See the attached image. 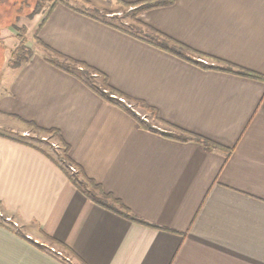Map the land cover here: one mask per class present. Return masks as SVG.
Wrapping results in <instances>:
<instances>
[{
  "label": "crops",
  "instance_id": "obj_1",
  "mask_svg": "<svg viewBox=\"0 0 264 264\" xmlns=\"http://www.w3.org/2000/svg\"><path fill=\"white\" fill-rule=\"evenodd\" d=\"M140 19L264 76V0H171ZM38 37L162 121L229 150L141 128L35 50L0 92V209L21 225L0 221V264H264V80L202 68L61 4ZM24 121L56 129L86 177L154 226L94 203L54 158L4 131Z\"/></svg>",
  "mask_w": 264,
  "mask_h": 264
},
{
  "label": "trees",
  "instance_id": "obj_2",
  "mask_svg": "<svg viewBox=\"0 0 264 264\" xmlns=\"http://www.w3.org/2000/svg\"><path fill=\"white\" fill-rule=\"evenodd\" d=\"M117 1L122 3V4H125V5L135 6L137 8L135 10H138V11H145V10H148V9H151L154 7L163 6V5H167V4L171 3V0H140V1L132 2V3H127V2L120 1V0H117ZM60 2H62V0H60ZM56 3L57 2H54L51 4L48 14L53 10ZM94 12H97V11L95 10ZM103 12H104V14L108 13L106 11H103ZM88 16H90V14ZM103 16H106V15H103ZM94 19H97V18L94 17ZM43 20L44 19H42V22H43ZM99 21H101V22L105 23L106 25H109L113 28H118L110 22H105L102 20H99ZM41 24L37 26V29L41 26ZM145 27L153 33L152 37L156 39V42H154V41L152 42L149 40L148 41L149 43L155 45L156 47H158L160 49H163L164 51L170 52L179 58L185 59L186 61L191 62V63H193L197 66H200L202 68H211V69L229 72V73H233V74H238L241 76H246V77H250V78H254V79L264 80V76H262V75L256 74L252 71H249V70H246L243 68L236 67V66L231 65L229 63L222 62L219 59H216L214 57H210V56L204 55L202 53H199L197 51H194V50L190 49L189 47L183 45L182 43H179V42L169 38L168 36L163 35L162 33H159L158 31H155L154 29H152L149 26H145ZM22 39L23 38H21L19 40L18 45L12 50V52L10 54V58H9L8 64H7L9 67H12V68L19 67L22 63L27 62L32 55V51L28 47H26V45ZM35 39H36V37H35ZM39 43L41 44L42 48L46 52V54L43 55L44 60H46L50 64H52V65H54L60 69L72 74L73 76L77 77L85 85H87L93 91L98 93L105 100L113 101L114 103H117L116 101L111 99L112 97L109 96L108 92L116 93L118 95L124 96L129 101H134L135 103H138L140 106L145 107L147 110H149L151 118H152L151 122L150 121L143 122V121L136 119L141 128L147 129L150 131H154V132H158L161 135H164V136L170 137V138H174V139H177L180 141H189V140L196 141V142L201 143L206 149H217V150L228 152L229 149H227L226 147H223V146H221V145H219V144H217V143H215V142H213V141H211L205 137H202L200 135L185 131L181 128H178V127L173 126L169 123H166L165 121H162L158 117L156 109L147 105L146 103H144L141 100H138V99L129 97L127 95H124L123 93H121V92L117 91L116 89H114L113 87H111L107 83V78H106V75L104 73L98 71L97 69H95V68H93V67H91V66H89V65H87L81 61H78V60H75V59L70 58L68 56H65V55L51 49L50 47H48L47 45H45L44 43H42L40 41H39ZM195 57H206V58H209L210 60H212L213 63L208 64V65H204L201 62H199L198 60H196ZM59 58H61L63 62L61 60H59ZM214 62H216V63H214ZM220 63H221V65H220ZM91 73L94 76L100 77L101 81L93 82L92 81L93 75ZM158 122H161L167 131H159L156 129V127L153 126V124H155V123L159 124ZM24 123L29 125L34 131L48 135L49 139L52 138L53 140H56L57 147L60 150L58 157H59L60 161H62V162L60 163L56 159L55 160L53 159L54 162L64 172V174L67 176L68 180L73 185H75L82 193H84L90 200H92L94 203L100 205L103 208H106L110 211L118 213L119 215H121L127 219L136 221V222L144 224V225L154 226L148 222H145V221L133 216L130 213V211L121 203V201L119 199L115 198L110 193H105L104 191H102L101 186L99 184L95 183L93 180L86 177L81 172L78 165L75 164L74 161L70 158V156L68 154L69 146L62 139V137L60 136L59 132L56 129H43V128L37 127L33 123H29V122H25V121H24ZM17 140H19V141H21V142H23V143H25V144L33 147V148H36L41 153H43L44 155L51 157L44 150L40 149L39 147L35 146L32 143H29L28 141H25L24 138L23 139L19 138ZM44 140H46V138ZM62 163H63V165H62ZM70 166L76 167V171L75 172H69L68 168ZM51 240H53L58 245L66 248V246L64 244H62V243H60V242H58L52 238H51Z\"/></svg>",
  "mask_w": 264,
  "mask_h": 264
},
{
  "label": "rangeland",
  "instance_id": "obj_3",
  "mask_svg": "<svg viewBox=\"0 0 264 264\" xmlns=\"http://www.w3.org/2000/svg\"><path fill=\"white\" fill-rule=\"evenodd\" d=\"M54 2H57L56 5L61 4L77 13H80L81 15L88 16L90 14V17H95L97 18V20L99 19L105 22H110L118 27L116 29L133 37H137L145 42H148L149 40L152 42H156V39L152 37L153 33L145 27L148 25L143 23L140 19V14L144 11L135 10L137 9L135 6L125 5L118 2L117 0H113L110 5H105L106 7H100L90 0H62V2H60V0H0V92H2L3 90V84L6 78L10 77L13 73L11 70L12 67H9L7 64L12 50L18 45L21 38H23L22 40L25 43L26 47H28L32 51V54L35 52V50L40 51L41 53H43V55L46 54L41 44L39 43V41H42L38 37V32L42 24L45 22L47 16L51 13L50 12L48 14L50 6ZM95 10L97 12H94ZM103 11H106L108 13L104 14ZM42 19H44L43 22ZM40 24L41 26L37 29V26ZM4 44L7 45L4 46ZM8 45L11 46L8 47ZM195 59L204 65L213 63L212 60L206 57H195ZM59 60L62 61L61 58H59ZM92 78L93 82L101 81L100 77L93 75ZM108 94L110 97H112L111 99L117 102L116 104L126 109L133 117L135 116V119L143 122H151L152 118L150 112L145 107L140 106L134 101H129L124 96L118 95L116 93L108 92ZM112 95H114L115 98H113ZM118 97L122 98L123 101H118L116 99ZM158 123L160 125L157 123L153 124V126L156 127L157 130L167 131L161 122ZM22 127L24 128L23 130L16 129L14 130L15 132H10L7 129H5L4 131L12 134L15 138H24L25 141H28L29 143H32L40 149L44 150L52 158H54V160L56 159L58 162H62L58 157L60 150L57 147L56 140H53L52 138L49 139L48 135L46 134L34 131L29 125H24ZM45 138L46 140H44ZM68 170L69 172H75L76 167L70 166ZM0 212L3 214V217H10L12 221H14V217L10 216L7 213H4L3 211H1V209ZM8 223L9 222H7V225ZM17 223L18 226H15L16 229L13 228L14 225L9 224V226L15 231L19 232L21 225L19 222ZM58 247H60V245ZM51 248L54 249L53 247ZM54 250L59 249L55 248ZM56 252H59L61 254L60 251Z\"/></svg>",
  "mask_w": 264,
  "mask_h": 264
},
{
  "label": "built area",
  "instance_id": "obj_4",
  "mask_svg": "<svg viewBox=\"0 0 264 264\" xmlns=\"http://www.w3.org/2000/svg\"><path fill=\"white\" fill-rule=\"evenodd\" d=\"M112 96H113V98H115L114 95H112ZM116 99H117L118 101H121V102L123 101V99H122V98H119V97L116 98ZM71 169H72V168H71ZM0 221H2V222H4V223L9 222V224L14 225V226H13L14 229H16L15 226H18V223H17L16 221H12V219H11L10 217H6V216L3 217V214H2L1 212H0ZM51 250L54 251V249H52V248H51ZM57 253L60 254L59 252H57Z\"/></svg>",
  "mask_w": 264,
  "mask_h": 264
}]
</instances>
